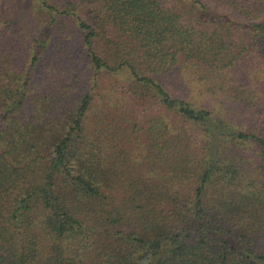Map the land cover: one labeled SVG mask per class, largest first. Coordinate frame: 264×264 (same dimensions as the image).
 <instances>
[{
    "label": "trees",
    "instance_id": "trees-1",
    "mask_svg": "<svg viewBox=\"0 0 264 264\" xmlns=\"http://www.w3.org/2000/svg\"><path fill=\"white\" fill-rule=\"evenodd\" d=\"M0 264H264V0H0Z\"/></svg>",
    "mask_w": 264,
    "mask_h": 264
},
{
    "label": "rangeland",
    "instance_id": "rangeland-1",
    "mask_svg": "<svg viewBox=\"0 0 264 264\" xmlns=\"http://www.w3.org/2000/svg\"><path fill=\"white\" fill-rule=\"evenodd\" d=\"M201 129L199 126L194 129H186L183 136L180 138V147L182 149L193 152L194 144L202 138Z\"/></svg>",
    "mask_w": 264,
    "mask_h": 264
}]
</instances>
